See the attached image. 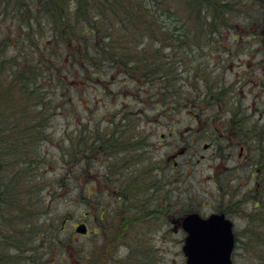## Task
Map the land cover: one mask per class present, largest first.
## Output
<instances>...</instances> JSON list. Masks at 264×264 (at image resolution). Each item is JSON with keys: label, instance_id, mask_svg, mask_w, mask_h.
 Segmentation results:
<instances>
[{"label": "rangeland", "instance_id": "1", "mask_svg": "<svg viewBox=\"0 0 264 264\" xmlns=\"http://www.w3.org/2000/svg\"><path fill=\"white\" fill-rule=\"evenodd\" d=\"M257 1L253 5L249 0H232L234 11L227 19L229 27L214 36L221 35L215 39L216 43L222 50L233 51V55L226 58L224 51L210 57L214 65L218 57L223 56L221 64L208 72L212 78L227 82L237 73L244 75L245 81L258 83L256 81L261 79L264 82V52H256L255 56L244 52L255 50L257 41L251 39L250 34H264V5ZM205 38L209 37H197L199 46L206 44ZM259 57L263 61H257ZM179 64L176 72L180 73L182 81L177 86L181 87L188 72L183 71L182 61ZM99 87L75 90L70 92L73 94L70 97L69 92L64 93L60 88L56 94L59 98L51 94L54 104L60 107L49 121L47 137L42 142L35 145L27 142L18 149L5 138L11 133L2 134L0 264L56 263L53 244L59 239L68 243L66 258L61 264H185L182 252L185 233L174 221L188 212L208 216L227 208V168L237 165L241 170L243 160L235 157L237 149L233 156L227 153L225 138L220 141L222 149H202L204 143L224 132V119L208 120L204 116L210 111L202 103L194 108L183 104L159 106L157 110L152 103L162 102L161 93L155 99L148 86L132 87L121 77L111 81L105 91ZM184 90L189 94L195 91L190 85ZM252 90L257 97L264 94L262 84L259 88H249L250 92ZM246 98V101L252 100L253 95ZM70 105L74 110L72 114ZM200 109L204 111L199 112ZM193 113L204 116L193 118L190 116ZM84 128L94 134L105 132L104 135L131 129L140 144L133 152L137 166L124 170L123 176L113 175L112 181L95 180L84 171L87 135L80 134ZM212 128H217L218 132ZM190 142L186 154L177 159L178 171L170 167L171 163H166L165 159ZM115 157L114 161L108 158L109 163L99 167L96 160H90L88 168L102 174L109 166L117 167L120 157L118 160ZM156 166H162L163 172L169 175L170 182L166 181L169 192H156L150 187L155 182ZM167 204L169 207L165 210L173 217L164 219L155 211L157 206ZM227 215L234 223L238 239L233 264H261L250 251L253 242L248 236L249 232L260 234L264 229L247 228V219L242 214L230 212ZM80 223L87 224V235L76 233L75 228ZM41 232L46 234L47 242L36 241ZM26 247L32 248L27 260L23 258ZM11 255L20 257L10 259Z\"/></svg>", "mask_w": 264, "mask_h": 264}, {"label": "trees", "instance_id": "2", "mask_svg": "<svg viewBox=\"0 0 264 264\" xmlns=\"http://www.w3.org/2000/svg\"><path fill=\"white\" fill-rule=\"evenodd\" d=\"M260 1L263 6L264 0ZM231 2L0 0V145L5 132L11 133L5 138L11 140L13 148L45 140L48 123L60 107L51 97L59 93V88L69 92V97L73 95L70 92L92 86L100 85V90L105 91L118 77L128 80L132 87L148 86L155 99L161 93L162 102L152 103L157 110L159 106L183 104L194 108L198 103L215 109L218 99H205L202 84L191 94L177 86L182 79L176 70L180 69L184 48L190 50L199 44L197 37L213 36L229 27L227 19L234 11ZM255 2L258 1L248 3L255 5ZM203 42H210V38ZM165 51L170 52L165 54ZM73 111L70 105V114ZM82 132L87 135L84 148L89 143L92 153L101 133L94 134L85 128ZM134 146L139 149V142ZM117 152L116 148L106 147L105 159L112 160ZM239 205L228 201L227 208L221 211L237 212ZM252 228L262 231L264 219L260 226L256 224L249 229ZM249 233L248 238L253 242L250 251L264 264V232ZM45 240H48L46 234L39 233L36 241ZM67 245V241L60 239L54 242L56 263L51 264L63 262ZM31 249L25 248V260L29 259ZM17 257L20 255L9 258Z\"/></svg>", "mask_w": 264, "mask_h": 264}, {"label": "flooded vegetation", "instance_id": "3", "mask_svg": "<svg viewBox=\"0 0 264 264\" xmlns=\"http://www.w3.org/2000/svg\"><path fill=\"white\" fill-rule=\"evenodd\" d=\"M220 36H208L210 42L206 43L204 46L194 44L192 46L193 49L187 50L184 48L182 66L183 71H187L188 75L186 81L183 82L181 86L185 89L186 85H190L192 89H195L198 84H202L206 90L203 95L205 99H218V102L215 103V109H212L213 107L207 109L206 107V110L210 111L207 116L195 113L190 116L198 119H200V116H204L207 117L208 120L212 119L215 121L224 119L225 122L222 124L224 132L219 133L212 141L204 143L202 149H222L220 141L224 138L227 142L226 150L230 156L235 155L237 149L235 157L242 158L243 167L241 170L237 165L236 167L230 166L227 168L228 179L226 195L229 204H240L239 210L234 212V214H242L244 218L247 219V227L250 228L256 224L260 226L264 219V94L261 97H257L254 90L250 92L249 88H259L262 84L264 89V82H262L261 79L256 81L258 83L248 82L245 81L244 75L237 73H233L231 80L221 82L217 80V77L212 78L208 74V72H212L217 68L215 65L221 64L220 61L223 58V56H219L217 62L212 65L211 56H215L224 51L227 54L226 58H232L233 55V51H228V49L222 50L221 46H219L216 41H213V39H217ZM263 37L264 34H250V38L256 39L257 41L255 44L256 51L247 49L244 52L252 53L254 56L256 52L263 53ZM259 58L261 59L257 61H263L262 57ZM232 64L233 62L231 61L229 65L232 66ZM230 68L233 71L234 65ZM195 81L196 84L193 85ZM248 95H253V99L246 101V96ZM121 130L110 131L107 135H104L106 134L105 132L104 134H100V137L96 141L97 146L93 148L92 153H89V143L85 148L87 150V156L85 157L87 167L84 171L94 176L97 181H101V179H103V181H112L113 175L123 176L124 170L127 171L130 167L137 166L135 162L136 153H133L135 151V136L132 135L133 132L131 129H125L123 130L124 137H122ZM212 130L218 132L217 128H212ZM191 143L192 142L180 148L177 152L174 151L175 153L170 155V157L168 156L165 162L171 163L170 167L178 171L179 165L177 159L186 154ZM109 146L118 149L114 157L117 156L115 158L118 160L119 156L121 163L118 161L116 163L117 167L115 168L113 165L109 166L102 174L100 171H91L88 168V162H90V160H96L98 167L102 164L109 163L104 155L106 154V147ZM120 147H124L123 150H120ZM193 150L196 151L195 149ZM91 154H93V157L90 156ZM200 157L203 156L201 155ZM163 169L162 166H156V173L153 175L155 182L150 185V187L156 189V192L161 193L169 192L166 181L170 182L169 175H166ZM157 170H160V172L157 173ZM155 183L158 185H155ZM168 207L169 204L157 206L155 213L161 214L164 219H169L173 217V214H170L168 209L165 210V208ZM182 217H180L178 221H175V223L180 224L179 221ZM88 233L89 229H87L85 235Z\"/></svg>", "mask_w": 264, "mask_h": 264}, {"label": "water", "instance_id": "4", "mask_svg": "<svg viewBox=\"0 0 264 264\" xmlns=\"http://www.w3.org/2000/svg\"><path fill=\"white\" fill-rule=\"evenodd\" d=\"M232 226L223 213H213L206 218L197 212L187 214L181 221L186 234L182 246L185 264H233ZM75 231L85 234L86 225H78Z\"/></svg>", "mask_w": 264, "mask_h": 264}]
</instances>
